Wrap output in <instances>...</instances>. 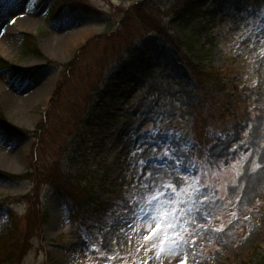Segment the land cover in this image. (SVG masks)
<instances>
[{"label": "rangeland", "instance_id": "1", "mask_svg": "<svg viewBox=\"0 0 264 264\" xmlns=\"http://www.w3.org/2000/svg\"><path fill=\"white\" fill-rule=\"evenodd\" d=\"M79 1L88 12L80 5L57 15V0H0V116L33 137L6 135L0 124V199L19 214L20 242L33 236L18 264H259L264 0L211 27L201 11L216 0H191L199 10L189 15L175 12L186 0ZM30 33L39 36L28 50ZM33 167L41 179L2 174ZM49 178L71 181L73 197L40 184ZM153 182L183 185L165 190L183 202L176 255L163 233L144 240L146 217L172 219L167 203L144 204L141 185ZM37 186L33 215L8 197L33 196ZM133 199L149 211L132 213ZM9 216L0 211V233Z\"/></svg>", "mask_w": 264, "mask_h": 264}, {"label": "snow or ice", "instance_id": "2", "mask_svg": "<svg viewBox=\"0 0 264 264\" xmlns=\"http://www.w3.org/2000/svg\"><path fill=\"white\" fill-rule=\"evenodd\" d=\"M0 135H3V133L0 132ZM257 167H259V165H257ZM182 187L183 185L179 187L171 184L158 185L155 182H153L152 184L145 183L141 185V188L144 191V196L142 197V199L145 205L164 202L167 203L172 212V219L165 218L162 220L160 218V214L156 212H153L150 218L146 217L145 219H150V223L145 225L146 235L144 236V240H149L150 237L154 236L157 233H163L164 238L161 239V243H170L172 245V248L170 249V253L172 255H176V252L179 251L180 242L183 239L177 227L179 223H182V221L180 220V213L182 212L183 202H177L170 197H165V190L173 191V194L175 195V193ZM197 190H199V185ZM199 199L201 202H203L207 199V197L201 194ZM129 204L133 205L132 213H146L149 211L147 207H140V203L138 201H135V199L130 200ZM193 239H195V237H193ZM93 247L95 246L93 245ZM145 251L147 252L148 249L146 248ZM160 251H163V248H161ZM159 254L160 252H157V256H159ZM144 264H147V261H145ZM177 264H185L184 258L178 260Z\"/></svg>", "mask_w": 264, "mask_h": 264}, {"label": "trees", "instance_id": "3", "mask_svg": "<svg viewBox=\"0 0 264 264\" xmlns=\"http://www.w3.org/2000/svg\"><path fill=\"white\" fill-rule=\"evenodd\" d=\"M242 1V0H240ZM247 1V0H246ZM75 4V5H81L83 6V8H85L86 10H88V8L79 0H59V4H60V8L61 6H64L66 4ZM135 14L139 13L140 16H142V10L145 7L144 3H135ZM179 11V10H178ZM177 11V13H178ZM186 8H185V12H186ZM144 12V11H143ZM145 14V12H144ZM146 15V14H145ZM210 16L215 17L216 14H210ZM148 17L145 21L146 23H154L155 25H153L157 30H159L160 32H164V30H162L161 26L159 25V23H157V21L154 20V18L152 16H150L148 14ZM60 90L58 89L57 94ZM56 94V97L58 96ZM36 171V176L41 179L44 175L41 173V171H39V169L35 168ZM25 175L30 176V173H25ZM50 179V178H49ZM51 180V179H50ZM52 183H54L59 189H62L64 191H67L68 193L73 194V188L74 185L71 181H65L63 182V184H58L56 181L51 180ZM38 194V193H37ZM37 194L35 196L29 197V200H37ZM35 206L37 204H34ZM33 212V209H31L30 213L31 215ZM33 217V216H32ZM32 217H30V220L32 221ZM18 227V226H17ZM17 227L10 229V231L8 232V234L6 236H1L0 237V264H18L19 260L21 259V256L27 252V250L29 249V237L26 238V241L24 242H20V236H18L17 233ZM14 232L16 235H14ZM29 236V235H28ZM10 248V249H7ZM259 264H264V259H260V261L258 262Z\"/></svg>", "mask_w": 264, "mask_h": 264}, {"label": "bare ground", "instance_id": "4", "mask_svg": "<svg viewBox=\"0 0 264 264\" xmlns=\"http://www.w3.org/2000/svg\"><path fill=\"white\" fill-rule=\"evenodd\" d=\"M71 46H72V45H71ZM42 87H43V85L37 86L34 90H32L31 94H28V95H27L26 98H27L30 102H32L33 99H36V96H35V95L39 94V92L41 91ZM43 91H44V90H43ZM42 93H43V92H42ZM28 100H27V101H28ZM8 101H9V99H7V101H6L7 105H8V103H9Z\"/></svg>", "mask_w": 264, "mask_h": 264}]
</instances>
